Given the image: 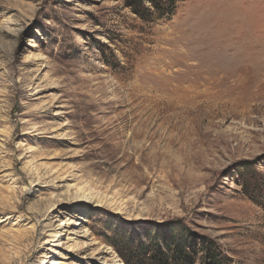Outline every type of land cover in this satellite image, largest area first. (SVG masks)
Wrapping results in <instances>:
<instances>
[{
	"label": "rangeland",
	"instance_id": "1",
	"mask_svg": "<svg viewBox=\"0 0 264 264\" xmlns=\"http://www.w3.org/2000/svg\"><path fill=\"white\" fill-rule=\"evenodd\" d=\"M256 185L264 0L146 20L124 0H0V264H126L182 237L195 264L199 238L264 264Z\"/></svg>",
	"mask_w": 264,
	"mask_h": 264
},
{
	"label": "trees",
	"instance_id": "2",
	"mask_svg": "<svg viewBox=\"0 0 264 264\" xmlns=\"http://www.w3.org/2000/svg\"><path fill=\"white\" fill-rule=\"evenodd\" d=\"M128 4L131 11L139 16L141 19H149L153 15H157L160 18L170 17L175 6L181 0H124ZM145 1L151 3L154 6L153 11H149L143 8ZM150 15V16H149ZM246 195L255 200L254 193L257 191L259 194L264 195V189L255 187H246ZM198 241L201 243L202 257L199 258L200 264H228V259L224 257L216 246L206 244L205 240L199 238ZM196 241L189 237H182L178 239L174 249L164 244L165 246H156L149 249H143L142 253L137 252L134 257L129 261L130 254L126 255L128 259L123 258L126 264H195L197 262V255L199 252L195 249ZM166 248V249H165ZM134 254V253H132Z\"/></svg>",
	"mask_w": 264,
	"mask_h": 264
},
{
	"label": "bare ground",
	"instance_id": "3",
	"mask_svg": "<svg viewBox=\"0 0 264 264\" xmlns=\"http://www.w3.org/2000/svg\"><path fill=\"white\" fill-rule=\"evenodd\" d=\"M80 195H81V200H83L85 203L88 204H94L95 201H93L94 197L92 196L91 193H87L84 190H79ZM67 223H62L61 225H59V228H64L65 226H67ZM64 234V231L61 232H56V233H50L48 235V238L46 239V241L44 242L45 244H50V243H55L59 241V238ZM51 264H62V262H60V260H52Z\"/></svg>",
	"mask_w": 264,
	"mask_h": 264
}]
</instances>
